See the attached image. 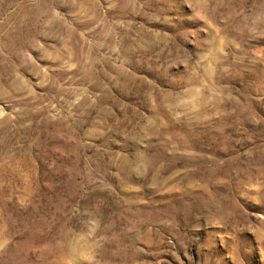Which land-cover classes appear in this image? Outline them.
Here are the masks:
<instances>
[{
    "label": "rangeland",
    "instance_id": "rangeland-1",
    "mask_svg": "<svg viewBox=\"0 0 264 264\" xmlns=\"http://www.w3.org/2000/svg\"><path fill=\"white\" fill-rule=\"evenodd\" d=\"M0 264H264V0H0Z\"/></svg>",
    "mask_w": 264,
    "mask_h": 264
}]
</instances>
